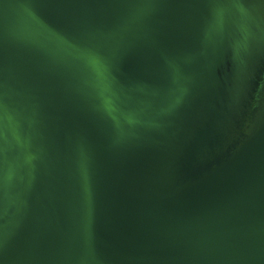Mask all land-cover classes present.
<instances>
[{
	"label": "water",
	"instance_id": "1",
	"mask_svg": "<svg viewBox=\"0 0 264 264\" xmlns=\"http://www.w3.org/2000/svg\"><path fill=\"white\" fill-rule=\"evenodd\" d=\"M0 264H264V0H0Z\"/></svg>",
	"mask_w": 264,
	"mask_h": 264
}]
</instances>
